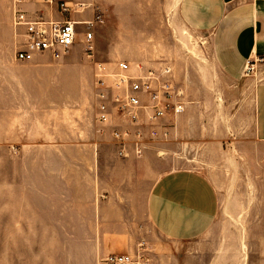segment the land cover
Listing matches in <instances>:
<instances>
[{
  "label": "rangeland",
  "instance_id": "rangeland-1",
  "mask_svg": "<svg viewBox=\"0 0 264 264\" xmlns=\"http://www.w3.org/2000/svg\"><path fill=\"white\" fill-rule=\"evenodd\" d=\"M128 1L133 6L118 7L112 21L105 7L95 2L105 15L104 21L94 25L92 56L84 53L86 27L77 25L75 45L83 54L74 60L83 64L80 97L49 102L48 130L95 128L98 102L108 99L112 92L98 79L111 85L113 76L104 73L116 71L118 61L128 62L131 69L136 63L144 67L170 65L171 79L182 91L184 107L192 103V113L180 111L161 118V130L168 132L155 142L162 146L164 162L159 170L191 166L210 178L220 198L215 233L203 241L205 255L200 263L264 264V148L252 136L253 88L257 81L264 82V57L253 60L252 68L242 77L247 80L230 83L212 64L207 31L182 27L174 34L171 30V36L161 21V0H150L155 4L147 7L149 12L144 17L149 20L142 25L136 20L142 17L137 8H146L143 0H124ZM142 29H150L157 36L141 37ZM114 30L129 34L109 38ZM0 34V61H26L13 56L22 35L14 37L8 23L0 24ZM53 59L48 60H62ZM98 64L103 66L101 70ZM104 89L103 97L99 94ZM236 110L241 112L233 113ZM116 126L113 122L106 128ZM105 134L100 137L105 149L99 159L109 165L124 154L120 152L122 144ZM40 148L16 144L9 152L0 151V264H86L82 248L88 246L92 215L77 201L86 200L91 190L81 189L77 180L85 174L79 166L93 162L96 155ZM134 252L150 261L143 251Z\"/></svg>",
  "mask_w": 264,
  "mask_h": 264
},
{
  "label": "crops",
  "instance_id": "crops-1",
  "mask_svg": "<svg viewBox=\"0 0 264 264\" xmlns=\"http://www.w3.org/2000/svg\"><path fill=\"white\" fill-rule=\"evenodd\" d=\"M12 1L0 0V24H10L14 37H21L24 26L13 22ZM61 1L70 6L71 18L89 19L96 12L101 14L102 21L105 14L95 2L105 7L110 21L118 7L133 6L124 0H85L89 2L85 8L76 10L71 0H27L20 7L30 17L56 21L66 16L60 9ZM141 4L146 8H137L142 17L136 22L144 25L149 20L144 17L149 12L147 7L155 3L143 0ZM159 7H164L161 21L171 36L182 27L208 32L212 64L230 83L247 80L242 78L248 74L246 67L264 57V0H161ZM149 30H139V36H157ZM127 34L114 30L109 38ZM93 41L91 54L85 43L84 53L88 57L93 55ZM82 56L74 42L59 58L62 60L53 59L49 53H35L22 62L0 61V151L9 152L11 146L21 144L39 145L41 150L57 153L94 152L93 162L79 166L85 174L77 180L81 189L91 190L86 200L77 201L92 215L88 246L82 248L87 257L84 263L98 264V257L107 253L132 254L137 250L148 255L150 261L146 264H180L182 260L185 264H201L200 258L205 255L203 241L215 233L214 222L220 207L217 188L205 173L191 166L160 172L164 161L160 157L162 146L155 143L158 139L144 143L139 152L129 143L124 150L120 148L123 157L105 165L99 159L105 149L100 137L106 133L112 138L114 127L108 130L107 125L113 122L114 126L122 125L116 113H111L104 123L95 116V128L90 131L48 130L49 102L74 101L80 97L83 64L74 60ZM191 104L185 102L181 113H192ZM252 113V136L263 149V81H257L253 88ZM112 145L118 151V145L113 142Z\"/></svg>",
  "mask_w": 264,
  "mask_h": 264
},
{
  "label": "built area",
  "instance_id": "built-area-1",
  "mask_svg": "<svg viewBox=\"0 0 264 264\" xmlns=\"http://www.w3.org/2000/svg\"><path fill=\"white\" fill-rule=\"evenodd\" d=\"M27 0H13V22L23 25L22 40L17 46L15 57L19 60H29L35 53H49L51 57L58 59L65 55L78 34L77 25L84 24L83 32L86 41V51L92 52L94 40V25L102 21L100 13H93L89 19H75L69 16L71 11L67 1L59 3L60 9L66 16L60 20H48L42 16L30 17L20 4ZM52 1V0H46ZM74 9L82 10L89 3L85 0H71ZM103 66L98 64L97 69ZM252 68V64L245 71ZM102 74V73H101ZM113 76L111 85H105V80L98 82L105 88L112 90L108 99L101 100L97 105L98 121L107 122L111 113H116L122 122L112 129L113 138L122 144V149L129 143L133 144L136 152L143 148L146 142H152L166 136L161 118L166 114H175L182 111L184 103L181 98L182 91L176 89L171 79V66L162 63L160 66L144 67L142 63H136L131 69L129 63L120 60L116 63V71L105 72ZM100 76V73L96 74ZM103 76V75H102ZM101 91L100 96H105ZM133 137H132V136ZM98 264H146L139 255L131 253H107L98 258Z\"/></svg>",
  "mask_w": 264,
  "mask_h": 264
}]
</instances>
